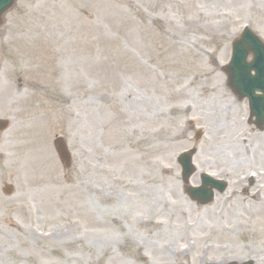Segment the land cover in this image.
<instances>
[{"label":"rangeland","instance_id":"1","mask_svg":"<svg viewBox=\"0 0 264 264\" xmlns=\"http://www.w3.org/2000/svg\"><path fill=\"white\" fill-rule=\"evenodd\" d=\"M246 25L264 37V0H17L0 25V264H264V206L237 181L264 164L256 134L209 117L199 142L188 131L236 105L220 65ZM194 146L198 172L233 179L210 205L182 190Z\"/></svg>","mask_w":264,"mask_h":264},{"label":"flooded vegetation","instance_id":"2","mask_svg":"<svg viewBox=\"0 0 264 264\" xmlns=\"http://www.w3.org/2000/svg\"><path fill=\"white\" fill-rule=\"evenodd\" d=\"M249 62H251V58H249ZM251 75H255V71H251ZM255 94L259 95V92H255ZM230 95L235 100L236 105L234 107H230L227 110L221 111L217 114L218 123H226L227 125L235 124L239 125L241 121H246L247 124H252L251 122L254 120L256 121L257 118H259L260 115H255L251 108H250V102L245 101L246 106H241V100L239 92L235 89H230ZM238 105L239 108L236 106ZM225 117H227L230 120H227ZM225 118V119H223ZM262 121H264V118H262ZM253 125V124H252ZM251 125V126H252ZM255 129V126H252ZM261 140H260V139ZM254 144H256L257 148L256 151L253 153L251 159L254 161H257L259 159L264 160V130L263 132H259V134L256 136ZM253 140V139H252ZM263 162V161H262ZM262 162H257L255 164L252 163V166L254 167V170L257 172V179L254 180L252 186L245 190L246 193L251 194L252 191H260L261 193H257L256 195L258 198L261 199V197L264 198V188H261L264 186V164Z\"/></svg>","mask_w":264,"mask_h":264},{"label":"water","instance_id":"3","mask_svg":"<svg viewBox=\"0 0 264 264\" xmlns=\"http://www.w3.org/2000/svg\"><path fill=\"white\" fill-rule=\"evenodd\" d=\"M14 2H15V0H0V22H1L3 14L5 12H7L12 7ZM250 40H253V42H258V39L255 37L253 32L248 30V31H246L243 34V38L241 39V41L235 42V47H234L235 55L233 56V63H235L237 60H240L241 58L242 59L245 58L246 54H244L243 56H238L237 55L238 54L237 51L243 52V46L244 45L246 46V44ZM7 125H8L7 121H0V129H4ZM57 148H58V151L60 153L61 158L63 160L67 159L68 158L67 157V149H66V147L64 146V143L61 140L57 143ZM193 153H194V151L187 153V156H189V157L185 156L183 158V160H182V164L185 167V170H184L185 181H187L189 176L194 172V168L192 167V164H191V157H192ZM209 177L210 176H207V177L204 178L206 180V181H204V183L206 185V184H209L208 182H212V186H213L214 183H216V182L213 181ZM221 189H224V188H221ZM191 193H193L194 196L195 195H200L199 197L201 199L206 196V198H204V200H203V203L209 202L212 199V196H213V193H211L210 190L206 191V188H205V190H203V189H194V191L191 190Z\"/></svg>","mask_w":264,"mask_h":264},{"label":"bare ground","instance_id":"4","mask_svg":"<svg viewBox=\"0 0 264 264\" xmlns=\"http://www.w3.org/2000/svg\"><path fill=\"white\" fill-rule=\"evenodd\" d=\"M230 3H234V0H230ZM253 5L255 6V3H253ZM239 142H240V139L238 140ZM126 154H130L129 152H126ZM131 155V154H130ZM121 161V160H120ZM123 184H124V186L126 187V188H128L129 190H132L131 188L133 187V186H135V184L133 183V182H129V181H125V182H123ZM135 197L137 198V199H139V200H141V202L142 203H144V201L145 200H147L148 199V196H147V193L146 192H136V194H135ZM172 203V202H171ZM146 204H149V203H145V205ZM169 205H171V204H168V206ZM165 206H167V205H165ZM168 208V207H167ZM152 216L153 215H151L150 217V220H148L147 218H143V219H141V220H146L148 223H156V221H155V219H156V217H155V215L153 216V218H152ZM28 231L30 232V234H33V235H35L36 236V239H38V240H42L43 238L45 239L46 238V236L44 235V233H39L38 231H37V229H35L34 227H31V228H28ZM219 248V247H218ZM218 248H216V249H218ZM212 249L213 250H216L215 249V246H213L212 247ZM220 249V248H219ZM175 252H176V254L177 255H179V257H186V256H189V250H187V249H185V248H179V249H175ZM195 259H193L192 261H191V264L193 263H196L198 260L200 261V263H203V262H205L204 261V259L206 258V256L205 257H202L201 255L200 256H198V257H194ZM144 260H145V258H144ZM225 260L226 259H224V260H221V262H225ZM190 263V262H189ZM185 264H188V263H185Z\"/></svg>","mask_w":264,"mask_h":264}]
</instances>
